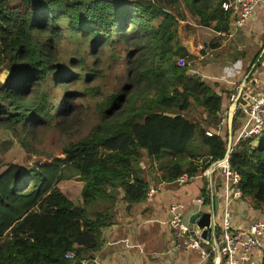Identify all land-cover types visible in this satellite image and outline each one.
<instances>
[{"label": "trees", "instance_id": "1", "mask_svg": "<svg viewBox=\"0 0 264 264\" xmlns=\"http://www.w3.org/2000/svg\"><path fill=\"white\" fill-rule=\"evenodd\" d=\"M224 1L182 0L184 39L196 26L226 34L230 18L221 9ZM158 20L162 22L156 24ZM179 27L153 0H17L13 5L0 0V69L8 71L0 84V129L35 133L49 127L54 116L70 119L75 98L99 94L96 87L66 92L62 100L53 93L54 87L66 89L80 80L59 61L58 46L66 32L88 45V52L72 60L87 84L102 77L99 64L107 46L124 48L127 73V83L99 105L98 124L67 144L62 159L25 173L20 165L7 164L0 172V264L91 261L119 211L145 200L143 158L149 163L174 159L160 175L163 183L202 171L194 161L187 168L179 162L197 135L211 164L224 158L227 128L212 138L205 132L217 134L229 103L189 69ZM191 106L202 110L199 121L186 117ZM239 115L237 111L234 124ZM66 120L55 126L65 128ZM229 166L240 176L243 198L264 214V131L256 146L237 144ZM150 167L148 171H157ZM70 176L83 183L81 207L56 187ZM202 193L210 203L205 188ZM68 252L74 254L72 260L65 259ZM262 256L264 264V252Z\"/></svg>", "mask_w": 264, "mask_h": 264}, {"label": "crops", "instance_id": "2", "mask_svg": "<svg viewBox=\"0 0 264 264\" xmlns=\"http://www.w3.org/2000/svg\"><path fill=\"white\" fill-rule=\"evenodd\" d=\"M181 15L182 19H177L180 23V40L190 56L187 65L192 72L203 75L205 81L215 88L216 93L221 95L227 104L229 96L238 86L240 89L244 85L252 96L264 95V6L255 8L253 17L239 33L235 34L232 23L228 25L226 34L216 32L213 27L196 26L187 40L183 37V28L187 22L184 21L182 12ZM199 46L210 48L214 57L199 63ZM193 61L195 65L190 68ZM242 62L244 63L241 65ZM242 102L244 103V100ZM200 168L197 166V169ZM201 180L202 184L192 181L182 186L163 183L161 180L155 183L147 180V184H162L153 201H143L133 205L128 211L120 210L116 225L106 230L104 245L100 251L93 254L92 259L96 264H186L187 255L173 249L175 247L167 227V208L172 202L188 204L190 197H204V188L210 198L212 194L216 195L220 202L221 182L215 177L212 178V185L210 180ZM210 204L211 202H206L203 212L210 211ZM240 210L234 208L236 220L240 225H247L250 220L245 219ZM192 213L193 210L187 208L184 220L186 224H189Z\"/></svg>", "mask_w": 264, "mask_h": 264}, {"label": "built area", "instance_id": "3", "mask_svg": "<svg viewBox=\"0 0 264 264\" xmlns=\"http://www.w3.org/2000/svg\"><path fill=\"white\" fill-rule=\"evenodd\" d=\"M257 6H264V0H226L222 2L221 9L228 13L233 30L243 29L251 20ZM225 36V35H223ZM214 54L210 48L199 46L197 48V61L199 63L212 59ZM197 74L202 81L203 75ZM243 86L234 90L228 98L229 105L236 104L235 113L240 114L238 121L240 126L234 129L231 150L240 142H251L256 146L258 139L264 131V95L252 96ZM246 91V92H243ZM243 94V95H242ZM244 100V103L242 102ZM225 114V113H224ZM227 116V113L225 114ZM235 115V114H234ZM224 119V118H223ZM217 134L207 130L205 136L212 138L221 135L220 128ZM256 143V144H255ZM195 165L202 170L198 175L188 176L182 174L170 184L182 186L196 180H210L217 178L221 184L220 199H217L218 208L211 218L209 226L205 228L206 235L196 226L198 218L192 224L184 222L187 208L193 210V214H202L206 200L202 196H194L188 199V204L177 201L169 204L167 208V227L171 234V242L178 252L187 255L186 264H262L264 252V214L253 209L252 204L245 200L240 190V176L229 166V157L212 163L211 158L199 159ZM142 171H148L150 166L157 168V163L142 162L139 164ZM205 167V168H204ZM162 184H147L144 191L145 202L151 203L154 196L161 189ZM207 187V184H206ZM211 189V188H209ZM211 199V198H210ZM240 208L245 219H249L247 225H240L236 220V213ZM210 212V211H209ZM253 214V218H251ZM258 215V217H256ZM65 259L72 260L74 254L68 252ZM81 264H96L91 261H83Z\"/></svg>", "mask_w": 264, "mask_h": 264}, {"label": "rangeland", "instance_id": "4", "mask_svg": "<svg viewBox=\"0 0 264 264\" xmlns=\"http://www.w3.org/2000/svg\"><path fill=\"white\" fill-rule=\"evenodd\" d=\"M17 0H11V5L15 4ZM157 5L162 10L170 13L176 19H182L180 7L182 0H156ZM161 20L156 21L161 23ZM240 30H236L235 34ZM66 32V31H65ZM88 52V45L85 42H78L76 38H71L69 33L63 34L61 43L58 46L59 61L68 65L67 70L75 73L80 80L71 86L54 87L53 93L59 100H62L66 92L83 93L82 89L88 87H96L99 89L97 96H86L83 98H75L71 109L70 119L56 117L52 120V124L49 127L38 130L35 133L30 130H24L19 127L15 132H8L4 129H0V172L5 168L7 164L20 165V171L25 173L33 168L37 164H47L55 159H62L63 148L69 144L80 140L85 137L89 131L99 122V105L102 103L104 97L110 96L124 84L127 83L126 73V56L124 48L122 46H107L104 49V54L101 57L100 70L102 77L95 80L91 84H87L83 79V73L80 67L76 63H72V60H76L83 54ZM87 57V56H85ZM188 61V59H186ZM88 62H93L91 57H87ZM247 60H245V63ZM197 63V62H196ZM244 62L241 63V65ZM240 64V63H239ZM195 62L191 64L190 68H193ZM8 71L6 69H0V84H3L6 80ZM55 112L57 110L55 109ZM61 113V109L58 114ZM202 110L191 106L190 110L186 114V117L191 121H199L201 119ZM225 119L222 120V128L226 127L227 116L223 114ZM64 120L65 128L55 126L60 125ZM240 126L239 121L233 125L234 129H238ZM227 128V127H226ZM208 130V128H206ZM198 135L193 140V143L188 149L187 154L183 158H178L181 165L187 168L189 162L195 161V156L198 154L204 158L205 149L201 146L202 142ZM259 140V139H258ZM199 142L201 144L199 145ZM258 142V141H257ZM256 144V143H255ZM202 159V158H201ZM146 162V158H143L140 163ZM157 163V168L154 173L151 171H143L147 174L146 179L152 183L160 181V175L174 163V159L164 158L160 161H153ZM151 162V163H153ZM196 162V161H195ZM193 162V164H195ZM150 163V164H151ZM185 163L187 165H185ZM156 173V174H155ZM202 184V180H196ZM56 187L73 203V205L81 207V191L83 183L79 182L77 177L70 176L69 179L58 180Z\"/></svg>", "mask_w": 264, "mask_h": 264}, {"label": "water", "instance_id": "5", "mask_svg": "<svg viewBox=\"0 0 264 264\" xmlns=\"http://www.w3.org/2000/svg\"><path fill=\"white\" fill-rule=\"evenodd\" d=\"M8 75V73H7ZM236 110V104H231L228 106V111H227V118H226V127H227V145H226V152L224 155V158H228L231 152V144H232V138L234 136L235 130L233 128V120H234V114ZM211 204H210V212H205L202 214H193L190 219L189 223L192 224L197 218L196 226L200 229L203 230L202 232V237L204 238L206 235V230L209 226V223L211 221V218L214 217L215 212L217 211L218 208V202L217 199L214 196H211ZM218 264L219 262V255L217 254L216 256Z\"/></svg>", "mask_w": 264, "mask_h": 264}]
</instances>
